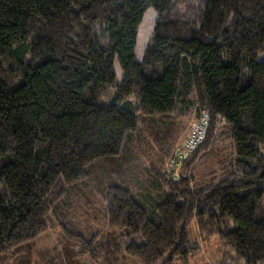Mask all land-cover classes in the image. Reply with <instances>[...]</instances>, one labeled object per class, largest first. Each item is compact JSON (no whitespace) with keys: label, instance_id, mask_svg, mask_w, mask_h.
I'll return each instance as SVG.
<instances>
[{"label":"trees","instance_id":"1","mask_svg":"<svg viewBox=\"0 0 264 264\" xmlns=\"http://www.w3.org/2000/svg\"><path fill=\"white\" fill-rule=\"evenodd\" d=\"M110 87L112 102L99 103ZM193 106L209 125L182 162L224 121L235 161L219 183L192 188L166 172L155 186L113 182L125 177L140 115L182 117ZM94 172L112 182L107 220L124 231L129 257L187 260L195 219L236 263L264 264V0H0V255L60 228L99 261L96 241L59 211Z\"/></svg>","mask_w":264,"mask_h":264},{"label":"rangeland","instance_id":"2","mask_svg":"<svg viewBox=\"0 0 264 264\" xmlns=\"http://www.w3.org/2000/svg\"><path fill=\"white\" fill-rule=\"evenodd\" d=\"M153 23L154 17L149 16L141 27L140 48L146 47ZM115 94L116 89L110 87L100 96L98 102L108 105ZM199 119L194 106L182 117L140 115L139 129L130 139L131 149L127 151L129 157L125 163L120 164V170L125 173V177L114 179L113 182L125 188H130L132 184L136 187L144 186V181L147 186H155V182L161 179L158 173L166 172L173 180L185 175L192 188L219 183L225 171L235 161L230 127L222 120L214 129V142L208 148L202 149L193 163L184 166V161H181V164L173 165L174 158L176 155L180 157L182 145ZM94 174V178L90 177L84 182L79 197L68 200L67 204L59 203V211L65 218L64 222L75 233L82 235L86 241H96L99 261H95L89 249L82 253L85 247L83 243L68 239L62 229L55 228L0 255V264H142L126 255L124 231L112 229L108 224L105 191L112 182L105 185L99 181L97 173ZM162 185L167 189V186L163 183ZM188 229L191 242L197 247L195 255L187 260L177 259L173 264H238L236 255L218 236H203L195 219Z\"/></svg>","mask_w":264,"mask_h":264},{"label":"built area","instance_id":"3","mask_svg":"<svg viewBox=\"0 0 264 264\" xmlns=\"http://www.w3.org/2000/svg\"><path fill=\"white\" fill-rule=\"evenodd\" d=\"M208 125H209V121H208L207 113H203L200 116V119L198 120V124L191 131L189 136H187L186 140L182 145V149L180 150V154H179L180 156L179 163L182 160H184L200 143L203 142L206 136Z\"/></svg>","mask_w":264,"mask_h":264}]
</instances>
